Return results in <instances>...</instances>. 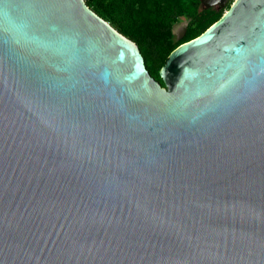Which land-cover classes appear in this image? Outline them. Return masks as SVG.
Masks as SVG:
<instances>
[{"label":"water","instance_id":"1","mask_svg":"<svg viewBox=\"0 0 264 264\" xmlns=\"http://www.w3.org/2000/svg\"><path fill=\"white\" fill-rule=\"evenodd\" d=\"M159 76L84 0H0V264H264V0Z\"/></svg>","mask_w":264,"mask_h":264},{"label":"trees","instance_id":"2","mask_svg":"<svg viewBox=\"0 0 264 264\" xmlns=\"http://www.w3.org/2000/svg\"><path fill=\"white\" fill-rule=\"evenodd\" d=\"M87 7L118 33L134 42L149 75L164 87L159 72L181 44L196 39L223 15L225 9L203 8L200 0H84ZM186 20L183 36L173 28Z\"/></svg>","mask_w":264,"mask_h":264},{"label":"rangeland","instance_id":"3","mask_svg":"<svg viewBox=\"0 0 264 264\" xmlns=\"http://www.w3.org/2000/svg\"><path fill=\"white\" fill-rule=\"evenodd\" d=\"M233 1L234 0H228L222 9H225L228 6L230 7V5L233 3ZM213 8L219 9L217 6H214ZM227 9L228 8H226V10ZM226 10H224V12ZM185 26H186V20H184L183 18L179 19V21L176 22V24L174 25V28H173V33H174L176 39H180L183 36Z\"/></svg>","mask_w":264,"mask_h":264},{"label":"flooded vegetation","instance_id":"4","mask_svg":"<svg viewBox=\"0 0 264 264\" xmlns=\"http://www.w3.org/2000/svg\"><path fill=\"white\" fill-rule=\"evenodd\" d=\"M203 1H204L205 4H212V3H215V4L213 5V7H214V6H217L218 8H220V5L223 3V0H218V1H216V0H203Z\"/></svg>","mask_w":264,"mask_h":264}]
</instances>
